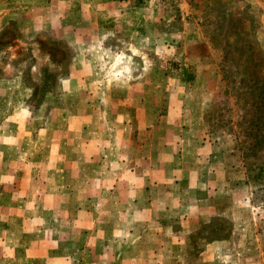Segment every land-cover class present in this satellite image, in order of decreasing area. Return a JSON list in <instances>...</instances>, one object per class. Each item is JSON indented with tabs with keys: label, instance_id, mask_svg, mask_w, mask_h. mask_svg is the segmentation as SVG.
Segmentation results:
<instances>
[{
	"label": "rangeland",
	"instance_id": "rangeland-1",
	"mask_svg": "<svg viewBox=\"0 0 264 264\" xmlns=\"http://www.w3.org/2000/svg\"><path fill=\"white\" fill-rule=\"evenodd\" d=\"M132 1L136 8L131 16L143 15L147 21L132 25L129 33L103 39H120L121 46L124 39L139 35L169 39L162 44V58L157 54L156 61L147 59L148 65L153 72L161 70L164 85L187 86L176 98L191 97L198 117L203 107L204 135L218 152L205 161L209 166L224 163L225 183L206 189L192 180L187 183L192 197L206 202L186 200L182 211L192 221L183 222L176 198L171 211L177 217L172 223L161 220L167 213L162 205L153 210L150 204L140 205L126 216L123 204L113 201L123 196L122 187L114 195L108 187H98L73 213L43 202L36 205L31 219L12 221L8 212L21 217L27 205L13 209L6 195L11 191L1 183L0 264H264V5L260 0ZM38 7L41 4L33 0H0V169L4 170L18 169L26 159L37 169L49 157L40 129L67 93L62 89L78 52L50 22L60 14L37 11ZM153 8L161 22L154 20ZM182 39L202 40L209 46L198 42V60L184 70L174 55ZM152 74L141 80L148 81ZM146 94L163 101L164 114L167 92L158 98L153 92ZM107 95L101 94L103 102ZM35 140H40L39 146ZM36 173L35 179H18L23 194L18 193L16 200L26 194L24 186L31 180L32 197L40 201L46 197L44 173ZM202 216L208 217L207 222ZM8 227L16 228L13 235L5 231ZM182 244L180 251L176 247ZM207 244L210 251L205 250ZM134 245L139 250L124 253Z\"/></svg>",
	"mask_w": 264,
	"mask_h": 264
},
{
	"label": "crops",
	"instance_id": "crops-1",
	"mask_svg": "<svg viewBox=\"0 0 264 264\" xmlns=\"http://www.w3.org/2000/svg\"><path fill=\"white\" fill-rule=\"evenodd\" d=\"M260 1L264 5V0ZM33 2L42 6L37 11L60 14L55 19L57 21L50 22L55 27L58 25L60 34L76 45L78 52L62 89L67 93L40 129L42 139H47L49 157L43 159L44 164L37 169L30 165L31 159H26L18 169H0V184L4 183L5 188L11 191L6 194L11 207L17 209L19 204L27 205L21 217L16 211L8 212V216L11 214L12 221L18 218L29 220L36 215V205L43 202L57 206L64 213L67 210L73 213L98 187H108V192L113 195L122 187L123 196L114 197L113 201L114 204H123L128 217L140 205L149 208L150 204V210L153 206L162 205L167 208V213L161 220L172 223L177 217L175 211H171L177 198L183 222L192 221L190 215L182 211L186 200L192 198L198 204L206 200L192 197L187 183L192 180L196 187L201 186L202 189L210 186L218 188L225 183L226 169L223 162L209 166V161H205L206 157L211 159L210 154L218 152L205 138L203 107L198 117V109L191 97L183 100L176 98L177 93L183 92L187 86L178 83L164 85L161 70H150L148 64L151 62L147 59L156 61L157 54L162 58V44L169 39H162L161 34L155 39L139 35L138 39H124L123 46L120 39H103L118 32L129 33L132 25L137 27L147 21L143 15L131 16L135 7L132 0ZM73 9L74 12H70ZM153 12L154 20L161 22V15L157 16L155 8ZM134 32L137 34L136 29ZM198 42L209 48L205 41L195 39H182L181 45L174 48L175 58L182 61V70L198 60L196 44H201ZM148 51L154 53L149 55ZM152 73L154 77L148 81L141 80ZM152 92L156 98L167 92L164 114L161 111L163 101L146 94ZM84 93H88V97H83ZM104 93L108 94L106 102L100 97ZM95 94L98 98L94 97ZM136 129L138 131L133 133ZM50 136L55 138L50 140ZM39 142L35 140L33 143L39 146ZM36 171L44 173L48 191L46 199L40 201L39 197H36L37 200L32 197L35 183L31 180L30 185L24 184L26 194L16 200L18 193L23 194L18 179L29 176L35 179L38 176ZM201 218L207 222V216ZM16 228L8 227L5 231L13 235ZM183 245L176 248L181 251ZM206 246L205 250L210 251L211 245ZM128 248L124 253L139 250L138 245ZM156 250H160V245Z\"/></svg>",
	"mask_w": 264,
	"mask_h": 264
},
{
	"label": "trees",
	"instance_id": "trees-1",
	"mask_svg": "<svg viewBox=\"0 0 264 264\" xmlns=\"http://www.w3.org/2000/svg\"><path fill=\"white\" fill-rule=\"evenodd\" d=\"M260 109H261V107L259 106L258 110H260Z\"/></svg>",
	"mask_w": 264,
	"mask_h": 264
}]
</instances>
